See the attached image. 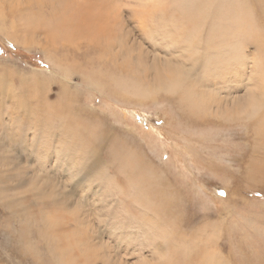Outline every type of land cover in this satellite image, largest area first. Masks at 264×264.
<instances>
[{
  "label": "rangeland",
  "instance_id": "obj_1",
  "mask_svg": "<svg viewBox=\"0 0 264 264\" xmlns=\"http://www.w3.org/2000/svg\"><path fill=\"white\" fill-rule=\"evenodd\" d=\"M62 1L60 12H69L73 0ZM86 1L95 4L94 16L83 13L81 20H108L109 43L122 50L111 64L104 44L79 40L77 50L60 30L28 33L20 17L13 22L17 32L0 31V264H189L186 257L192 264H264L262 156L260 170L246 174L260 153L256 138L264 115L234 114L247 90L264 81L259 44L239 25L245 0H230L232 9L221 14L231 34L226 42L244 45L226 74L209 78L208 108L198 120H190L175 93H120L129 80L152 83L146 67L153 60L184 56L187 47L169 42L167 18L185 1ZM249 1L251 25L264 34V13L257 0ZM23 4V11L36 13V5ZM153 9L164 35L139 28L140 17ZM202 24L189 31L200 33ZM194 70L203 77L199 63ZM86 123L97 133L88 149L75 136ZM70 135L81 147L69 145ZM117 142L140 152L155 186L143 182L142 190L128 191L114 158ZM135 193L150 204L138 220L131 216L142 208L130 201Z\"/></svg>",
  "mask_w": 264,
  "mask_h": 264
},
{
  "label": "bare ground",
  "instance_id": "obj_2",
  "mask_svg": "<svg viewBox=\"0 0 264 264\" xmlns=\"http://www.w3.org/2000/svg\"><path fill=\"white\" fill-rule=\"evenodd\" d=\"M184 1L185 3L182 2L177 4V11H175V14L173 13V15L167 18L169 42L174 48L179 45L187 47L182 49L184 56L178 54L174 58L171 57L165 59L164 61H162L161 58L159 59V61L153 60L152 63L146 67L147 73H149L151 77H153V82L147 85L144 84L142 86H139L133 81L129 80V82L126 81L125 85L122 86L120 93H125L130 96L133 95L131 94L132 92H130V90L132 89V91L135 92V95L139 98L155 96L158 92H160V90H166L171 93H175L179 98V107L183 109L190 120H198L199 118H202L201 115H204V110L208 108L207 102L204 98L206 96L205 86L207 87V85H211V80H209V78L217 73L218 75H220L221 73L222 75L227 73V66H232V64L235 63V59L240 57V55L237 53L238 45H244V42L243 40H235L234 45H230V42H226L227 37L231 36V34L226 30L228 26L224 23V20H222L224 19V17L221 18V14H226L227 12H229V10L232 9V2H230V0ZM23 2H25L26 5L29 4L30 7L36 5V13L28 14V12L26 13V11H23L25 6ZM62 2V0H0V20H9V23L7 25L6 23H0V31L3 32V30H6V32H9V34L11 32H17L18 27L16 29L13 25V22L17 21V18L20 17V19L24 21L22 23V27L25 31H28V33H30L29 31H36V33H38V31L40 30L45 31L47 29H53V32L56 31L58 33L60 30L70 35V39L75 43L73 45L74 49L77 48V50L80 49L78 47L79 40H86L88 42V46H91L90 44L101 45L100 43H102L108 48L107 52H109V54H112L111 57L109 55L108 62H110V64L111 61L115 62V60L122 56V50L115 48V45L113 47V45L109 43L111 42V23L108 20L101 18V15H97L96 17L98 19H92L91 21L89 19L87 22L86 20H81L84 15L83 13H85V17H87L86 14L93 15L91 14V12L94 11L92 6H94L95 4L87 2L86 0H73V3H69L70 6L68 5L67 7H65L69 10V12L66 11L62 13L60 12L62 11L60 7ZM257 2L259 3L258 9L264 13V0H257ZM249 3V0H245L246 10H244L243 16L238 17L239 25L248 27V32H246V35L252 38L254 42H257L259 44L261 54L258 57L261 61H264V34H261L259 31L254 29L255 22L251 25V17L254 16V11L249 8L251 7ZM208 4L214 5L213 7H210ZM154 9L148 10L150 11V13L148 12L145 17H140L138 21L139 28L144 29L145 26L150 27L151 31L148 32V35H150L151 32H155L159 35H164V28L159 26L157 23H154V18H156L155 15H157L156 10L154 11ZM146 12L147 11H143V13ZM191 17H193L191 20L192 23L190 25H186V21ZM199 21H203L201 32L193 33L189 31V27L193 23L194 25H196ZM205 24L207 25L208 31L204 29ZM7 29L9 31H7ZM41 35L44 36L43 34ZM88 39L93 40L94 42L89 44ZM202 40L204 41L203 44ZM199 42L201 43V46L199 48H196L195 43H198L200 45ZM105 46L103 47L105 48ZM107 52L105 51V53ZM189 52H191V54ZM98 60H100V58ZM101 62L99 63L101 64ZM198 63L201 65L203 77H201V74L195 73V70L193 71V68L197 66ZM89 65L91 66L90 62ZM110 77V79L112 80L113 76L110 75ZM259 79L261 80V76L256 80ZM112 83H114V80L112 81ZM256 83L257 87L249 88L246 93V98L242 100L241 104L239 103L240 105L235 107V115H237V112L244 114L245 116L243 117L245 119H248L250 117L254 118L255 116L261 117V115H264V110H262L264 108V81H262L261 83ZM209 91L210 90L208 89V92ZM61 105L65 106L64 103H61ZM239 106H241L242 108H239L238 110L237 108ZM71 122H74V119L71 120ZM257 123L259 124L260 120H258ZM94 125L95 124L88 125L86 123V125L84 126V131L82 128L83 134L81 132V129H77L75 131L76 135L74 134L76 137H78L81 144H88L87 149L93 143L92 141L93 139H95V135L97 134L96 130L94 129ZM255 125L256 122H253V129L256 133ZM90 126H92L93 129L90 128L91 130L88 131L87 128H89ZM80 127L81 125L79 126V128ZM258 129L259 134L257 135L256 139L257 142H260L257 147L259 148L258 151L260 153L256 152L257 156H254L248 164V172L246 174L249 176L253 173H257L258 170H260V167H262V164H260L261 160L259 161L260 157L262 156L264 159V153H261L262 149L264 148V140L262 139V137H264V122L261 123L260 128ZM70 139L74 141L71 138V135ZM69 145L71 147L73 146L76 149L81 147L80 144L76 141H74V145ZM114 158L119 159L118 162L122 163L121 166L125 172V182L128 183L129 187L128 191L131 190L132 186L133 188H141L142 190L143 186H141V184L143 182H145V184L150 187L152 185L155 186V181L152 177V173H150L147 169L149 167V164L144 161V157L140 154L139 151L134 150L133 148L131 150L130 145H127L125 142H117L114 145ZM134 179L136 180V184H134ZM159 189L161 195L165 196L167 191L160 185ZM124 192L125 191H123L122 193ZM130 201H135L142 207L136 208L137 210L134 216L131 214V216L134 217L135 220H138L137 218L145 215V208H143V205L147 206L149 204V201L143 199L140 194L137 193L134 194L133 198ZM161 212L167 219H169L168 216L172 217V214L168 213L166 209ZM149 224L152 225V222H150ZM186 260L187 263L192 264L191 261L193 260H190V257H186Z\"/></svg>",
  "mask_w": 264,
  "mask_h": 264
}]
</instances>
